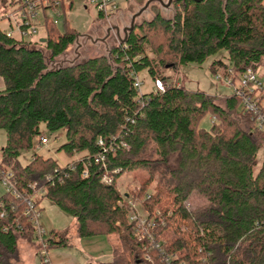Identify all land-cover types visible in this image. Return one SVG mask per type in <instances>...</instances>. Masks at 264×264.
Listing matches in <instances>:
<instances>
[{
	"label": "trees",
	"instance_id": "obj_1",
	"mask_svg": "<svg viewBox=\"0 0 264 264\" xmlns=\"http://www.w3.org/2000/svg\"><path fill=\"white\" fill-rule=\"evenodd\" d=\"M174 4L172 18L158 13L134 24L107 54L53 69L44 51L56 58L79 38L68 22L63 32L47 22L45 42L17 40L0 29V129L7 135L0 166L24 196L34 195L32 184L42 187V198L76 219L80 238L118 235L111 261L103 264H164L154 243L172 264H264V158L258 159L264 131L234 93L221 104L159 74L166 58L173 67L201 65L222 51L211 63L215 74L264 67V0ZM158 31L166 41L156 46ZM144 69L154 83L163 81L164 91H138L135 77ZM207 115L210 129L200 126ZM45 132L65 133L59 150L79 158L61 165L37 153ZM24 152L33 154L23 164ZM137 169L149 177L122 193L117 178ZM105 174L111 184L102 182ZM126 196L150 226L131 219ZM194 196L202 205H191ZM71 238L68 230H50L49 249ZM22 239L39 249L25 201L3 193L0 264H20Z\"/></svg>",
	"mask_w": 264,
	"mask_h": 264
},
{
	"label": "rangeland",
	"instance_id": "obj_2",
	"mask_svg": "<svg viewBox=\"0 0 264 264\" xmlns=\"http://www.w3.org/2000/svg\"><path fill=\"white\" fill-rule=\"evenodd\" d=\"M9 1V0H8ZM117 2L118 11L109 17L103 19L98 18V8L96 2L92 0H65L66 12L65 15L57 16L53 10L41 11L39 18L34 21L38 32L34 35V40L41 39L45 35V21L46 17L49 20H57V27L61 32L65 30V22H68L79 34V38L75 44L70 46L61 56L52 58L49 52H45V58L50 69L57 67H64L67 65L80 63L83 60L96 57L103 54H107L109 49L113 45L123 43L127 32L124 29L131 27L134 16L135 24H140L145 20H151L156 15V11L166 18H172L174 16L175 8L177 7L174 3L169 6L162 5L157 0H114ZM165 3L168 0H163ZM131 4V5H130ZM9 11L15 13V19L12 20L14 28L16 23L21 22V16L16 11L15 6L3 5L0 0V11ZM46 16V17H45ZM16 20V22H15ZM0 26L5 29H10L9 22L3 21ZM119 33V34H117ZM166 41V37L163 31H158L153 36V45H159ZM165 44V43H164ZM150 50V47H147ZM151 57H155L152 53ZM225 55L222 51L215 56L209 57L203 64L198 65L195 63L184 65L181 67H173L170 64V59L166 58L165 65H162L159 74L161 76L168 77L169 82L179 84L183 88L190 91H200L205 94L217 97V101L221 104L225 103V97L232 95L234 88L228 84L225 78L219 79L217 74L211 70V63L215 59L221 58ZM264 66V62H262ZM258 74L261 76L264 74V67L257 69ZM140 82L142 83L141 90L143 92H150L154 88V80L149 75L146 69L141 70L138 73ZM264 79V78H263ZM3 83L0 77V84ZM236 84H239L236 79ZM4 85L0 88L3 89ZM212 125V118L207 115L205 116L200 126L206 129H210ZM49 139L47 145H38L36 152L45 156L52 157L58 161L61 165H66L79 158V155L69 156L63 150H59V147L66 141L65 133L58 136L48 132L44 133ZM7 135L5 130L0 129V158L2 155V149L6 144ZM33 153L24 152L19 161L26 163L30 160ZM264 158V147L258 154V159L261 162ZM149 174L142 169L133 171H126L120 177L117 178V188L123 192H131L137 185L144 182ZM5 193V187L0 181V195ZM40 203L39 206L42 210V214L53 223L58 229H70L74 230L76 227V219L70 214L62 211L57 205H55L48 198H42V193L39 195ZM200 197L194 196L190 202L193 206H200L203 203ZM138 208L141 206L138 204ZM144 214V211L142 212ZM112 242V247H118L119 240L118 235H112L107 237ZM114 250V249H113ZM66 252L74 254L76 258H79L81 264H89L91 256L85 252L82 246L78 244L66 245V246H54L49 249V252ZM111 257V256H110ZM110 260L105 258L104 261ZM100 261H103L100 259ZM38 264L42 261L38 259Z\"/></svg>",
	"mask_w": 264,
	"mask_h": 264
},
{
	"label": "built area",
	"instance_id": "obj_3",
	"mask_svg": "<svg viewBox=\"0 0 264 264\" xmlns=\"http://www.w3.org/2000/svg\"><path fill=\"white\" fill-rule=\"evenodd\" d=\"M96 2L98 12L104 14L106 17L114 14L118 11L117 2L114 0H92ZM4 5H11L16 7V11L19 12L21 16V22L16 23V28L12 22L15 19L13 12L0 11V23L3 21L9 22L10 29H5L0 26V29L6 32V35L17 40H32L34 41V35L37 34L38 29L34 21H36L41 11H46L48 9L53 10L54 13L59 17L64 15L63 2L62 0H1ZM46 17V16H45ZM16 22V20H15ZM47 22H51L57 25V20H49L46 17L45 25ZM217 77L219 79L225 78L228 84L234 88V94L241 100L242 109L251 114V117L256 122L259 129L264 131V79L258 74L257 70L253 68L246 69L239 76H235L232 70H229L227 75L218 73ZM236 79H238L239 84H236ZM180 86L179 84H177ZM134 86L138 91L141 90L142 83L139 80L138 75L135 77ZM164 83L162 80L157 79L154 83L153 90L164 91ZM49 139L46 136L40 138V145H47ZM100 145H104L102 139L99 140ZM127 147L126 144H123ZM103 160V159H102ZM74 165L72 164L71 167ZM87 175V171L84 173ZM47 180H50V175H47ZM113 177L105 174L102 177V182L111 184L113 182ZM0 181L5 187V193H9L16 198H21L25 201V215L29 218L34 226V233L36 237V242L39 245L38 254L42 260L43 264H53L49 252V244L47 241L48 230L42 224V210L37 203L39 195L42 193V187L37 183L31 185V189L34 190V195L30 197L24 196L16 187L13 180V174L10 171H6L0 166ZM127 198V203L131 207V219L136 220L140 218L139 226H150L152 223L147 221V217L138 208V203L132 198ZM4 214H2L3 216ZM154 241V237L151 238ZM155 249L160 252L164 264H172V256L165 252V249L160 243H154L152 245Z\"/></svg>",
	"mask_w": 264,
	"mask_h": 264
},
{
	"label": "crops",
	"instance_id": "obj_4",
	"mask_svg": "<svg viewBox=\"0 0 264 264\" xmlns=\"http://www.w3.org/2000/svg\"><path fill=\"white\" fill-rule=\"evenodd\" d=\"M124 30L126 31V29ZM1 80L3 83L0 84V88L4 85V81L2 78ZM38 199L40 200V198ZM42 224L48 231L53 229H56L57 231L68 230L72 234V238L69 240L67 245L76 244L78 246L79 244L80 246H82L85 252L92 257L89 264H103L105 262L111 261L113 257L114 248L112 247L113 244L111 240L107 238L109 236L99 235L93 237L80 238L76 235V227L74 230H70L67 228L58 229L44 215L42 218ZM50 256L53 264H81L79 258H76L74 254L57 251L53 253L51 252ZM19 258L20 264H38V259L42 261L38 254V249L36 245L29 240L23 239L19 242ZM105 258H109L110 260L104 261ZM100 259H102L103 261H100Z\"/></svg>",
	"mask_w": 264,
	"mask_h": 264
},
{
	"label": "water",
	"instance_id": "obj_5",
	"mask_svg": "<svg viewBox=\"0 0 264 264\" xmlns=\"http://www.w3.org/2000/svg\"><path fill=\"white\" fill-rule=\"evenodd\" d=\"M158 1H160V2H163L162 0H158ZM171 1L172 0H170L169 1V4L171 3ZM168 6V5H167ZM156 14H158V11H156ZM136 18V15L134 16V19ZM134 19H133V22H132V25H131V27L130 28H128L127 30H126V32H128V31H130V30H132L133 29V27H134V24H135V21H134ZM124 41H125V39H124ZM123 41V42H124ZM41 42H45V39H41Z\"/></svg>",
	"mask_w": 264,
	"mask_h": 264
},
{
	"label": "flooded vegetation",
	"instance_id": "obj_6",
	"mask_svg": "<svg viewBox=\"0 0 264 264\" xmlns=\"http://www.w3.org/2000/svg\"><path fill=\"white\" fill-rule=\"evenodd\" d=\"M157 1H158V0H157ZM162 1H163V0H162ZM169 1H170V0H168L167 3H165L164 1H163V2L158 1V2L161 3L162 5H165V6L168 5V6H169V5H171L172 3H174V2H176V1H178V0H172L170 4H169Z\"/></svg>",
	"mask_w": 264,
	"mask_h": 264
}]
</instances>
